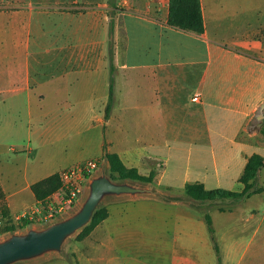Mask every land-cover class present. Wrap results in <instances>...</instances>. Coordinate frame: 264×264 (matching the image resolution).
<instances>
[{
	"label": "crops",
	"instance_id": "obj_1",
	"mask_svg": "<svg viewBox=\"0 0 264 264\" xmlns=\"http://www.w3.org/2000/svg\"><path fill=\"white\" fill-rule=\"evenodd\" d=\"M71 1L103 6L80 14V25L78 15L48 8ZM123 1L19 0L0 10V106L25 96L29 130L21 143L0 139L1 201L14 216L37 200L33 183L90 158L108 167L105 152H116L143 174L157 171L149 187L182 199L106 197L108 215L82 240L78 264H218L215 243L212 249L195 215L205 203L186 197L184 186L200 181L240 190L248 157L264 156V143L249 128L264 102V0H200L201 33L168 23L169 0ZM111 60L114 101L106 118ZM47 61L55 67L53 91L32 75ZM10 62L16 67L8 72ZM196 92L201 101L193 100ZM85 133L96 148L79 158L64 162L38 151L47 141ZM258 193L264 190L251 196ZM246 233L232 234L228 252L237 254L246 240L241 254L251 251L264 264V204L247 215Z\"/></svg>",
	"mask_w": 264,
	"mask_h": 264
},
{
	"label": "rangeland",
	"instance_id": "obj_2",
	"mask_svg": "<svg viewBox=\"0 0 264 264\" xmlns=\"http://www.w3.org/2000/svg\"><path fill=\"white\" fill-rule=\"evenodd\" d=\"M103 5H100L97 1L94 2V4H78L76 2H64L57 5H54L51 7V5L48 8H54L59 9L64 12H68L73 15H78L79 20L75 22L74 25L81 24V21L84 23L83 19H80V14H83L87 12L88 10H95L100 9ZM37 6L33 5L32 8H36ZM2 10V8H0ZM5 10V9H3ZM109 14H115V9H111L109 11ZM48 41H51L54 39V37H45ZM114 42V36L110 37V40H108L109 43ZM48 44V43H47ZM51 44V43H50ZM44 65H38L36 64L34 67H32V75L33 77H40L41 80L44 81L45 85L44 88L47 89V91H53V88L55 87V81L54 78L52 80V76L55 74V67L53 64L49 61L45 62ZM15 63L10 62L9 67L6 68L8 72L14 71L15 69ZM18 69H16L17 71ZM25 74V72H24ZM26 76H23L25 78ZM26 80V79H25ZM34 82V81H33ZM32 82V86H33ZM23 98V99H22ZM52 119L51 116L47 117V124L48 127L51 125L50 120ZM28 121V115H27V106H26V100L25 96L16 98V99H9L8 103L5 105L0 106V139L4 140L6 143H21L23 140L26 139V136L29 132L27 127ZM250 130H257L255 135V141L256 137L257 139L264 143V106H261L258 111L253 115L251 122H250ZM253 125V126H252ZM248 133H245L243 136L248 137ZM86 137L82 136H69L65 137L63 139H58L55 141H52L51 143L48 142L46 139V146L45 148L41 147L38 149L40 155H42V151H46L47 158L52 159V157L61 158L62 161L66 162L68 160H73L75 158H79L83 155L89 154L93 151V149L96 148V144L94 142V138L90 133H85ZM252 138V136H249ZM26 156V153L23 152ZM63 162V163H64ZM103 166V165H102ZM102 166L96 171V174H99L102 170ZM55 168V167H53ZM107 173L111 175V172L109 171V167L106 168ZM95 174V175H96ZM112 176V175H111ZM116 181H122L117 179H114ZM132 181L134 183L148 186L151 183H145L135 180L126 179V181ZM125 181V180H123ZM264 168H262L261 176L259 178L257 177V184L264 185ZM234 189V188H231ZM237 189V188H235ZM88 188H86L87 192ZM85 192V193H86ZM182 193L181 191H177ZM184 195H186L184 193ZM85 196V195H84ZM186 197H189L186 195ZM193 201L200 202L199 200H195L192 198ZM188 201V200H186ZM203 205V209L198 210L195 215L198 216L199 221L201 220L202 227H206L207 231V242L211 244V248L213 249L214 243L216 242L219 247V254L216 251V254L214 255V260L216 263H219L218 255L221 257V264H222V256L224 257L225 254V263L224 264H262L258 263L257 261L253 260L251 251L247 252L245 251L243 254H241L242 249L246 247V240L240 245L241 250L236 254V251L228 252V249L231 247V240H232V234L235 238L236 236H243L245 238L246 236V219L247 215H250L251 210L254 208H259L264 204V193H258L251 197L244 198L242 200L233 201L232 199H221L217 200L214 204L211 206H208L206 202ZM101 205V204H100ZM225 208V211H221V207ZM77 208V207H76ZM73 209L70 213L76 210ZM209 213L211 217H213V225L216 230V238L215 241L211 239L209 228L205 222V214ZM37 227H42L44 225H36ZM27 228H18L16 231H26ZM81 229H79L77 232L69 236L65 242L62 245V249L59 252L51 253L47 256L41 257L36 260H28V261H20L14 264H78L79 257L81 255V249L84 248V241L77 239V234ZM241 230H244V233H241ZM10 232L8 230H3L2 235H0V239L5 238L8 236ZM214 249L215 246H214ZM224 250V252H223ZM217 255V256H216ZM48 258V261H45L44 259ZM79 264H86L83 262H80Z\"/></svg>",
	"mask_w": 264,
	"mask_h": 264
},
{
	"label": "trees",
	"instance_id": "obj_3",
	"mask_svg": "<svg viewBox=\"0 0 264 264\" xmlns=\"http://www.w3.org/2000/svg\"><path fill=\"white\" fill-rule=\"evenodd\" d=\"M168 23L172 26L192 30L198 33L204 32L205 23L202 14V5L200 0H169V15ZM115 71L116 67L111 60L110 64V87H109V101L105 108V117L109 118L113 101H114V83H115ZM106 161L109 164V171L111 172L112 179L119 180H135L145 183L154 184L157 171L152 169L148 174H143L135 166H127L118 153L106 151L104 155ZM264 167V156L259 153H253L248 157V161L244 168L239 181L243 187L240 190L228 189L224 187H217L208 189L205 187L203 182L195 181L188 182L184 186V193L195 200H199L201 204L206 202L208 206L217 202L221 199H232L233 201L242 200L253 193L263 191L264 186H257V177L259 170ZM61 185L60 173H53L35 183L32 184L31 188L37 199H43L44 197L51 194ZM4 196L3 189L0 183V213L5 217L6 224L3 230H8L10 233L16 231L18 228L12 223V215H8L5 209V205L2 203ZM169 199H182L181 196H167ZM223 209V207H221ZM108 215L107 210L104 206L99 205L94 211L91 220L87 223L77 234L78 240H83L90 232L102 222ZM205 219L208 224L209 230L212 233V238L215 241L214 227L212 225V217L209 213L205 214ZM24 225H20L23 228ZM215 248L219 254V247L215 242ZM219 263L221 264V257L218 255Z\"/></svg>",
	"mask_w": 264,
	"mask_h": 264
},
{
	"label": "water",
	"instance_id": "obj_4",
	"mask_svg": "<svg viewBox=\"0 0 264 264\" xmlns=\"http://www.w3.org/2000/svg\"><path fill=\"white\" fill-rule=\"evenodd\" d=\"M106 168L103 166L101 172L90 179L88 190L75 211L42 227L30 226L26 231H14L0 239V264H14L61 251L65 240L89 223L96 208L108 196L139 193L168 196L153 187L128 180L116 181Z\"/></svg>",
	"mask_w": 264,
	"mask_h": 264
},
{
	"label": "built area",
	"instance_id": "obj_5",
	"mask_svg": "<svg viewBox=\"0 0 264 264\" xmlns=\"http://www.w3.org/2000/svg\"><path fill=\"white\" fill-rule=\"evenodd\" d=\"M19 0H0V8L7 9L15 6ZM159 5L165 0H155ZM125 6L131 5V0H124ZM193 100L201 101L202 95L194 93ZM99 158H90L62 169L60 173L61 185L43 199H37L24 211L11 217L13 224L20 228L31 225H45L51 223L78 207L82 201L88 182L100 168ZM6 224L5 217L0 213V235Z\"/></svg>",
	"mask_w": 264,
	"mask_h": 264
}]
</instances>
